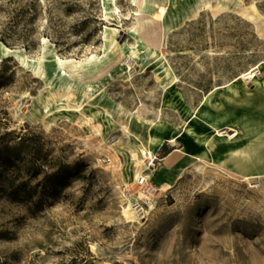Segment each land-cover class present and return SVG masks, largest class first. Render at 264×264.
Wrapping results in <instances>:
<instances>
[{"label":"rangeland","instance_id":"1","mask_svg":"<svg viewBox=\"0 0 264 264\" xmlns=\"http://www.w3.org/2000/svg\"><path fill=\"white\" fill-rule=\"evenodd\" d=\"M112 1L0 0V43L73 84L0 59V264H264V0H158L153 61L128 36L158 1ZM64 94L82 116L45 115ZM132 114L176 137L155 169Z\"/></svg>","mask_w":264,"mask_h":264},{"label":"bare ground","instance_id":"2","mask_svg":"<svg viewBox=\"0 0 264 264\" xmlns=\"http://www.w3.org/2000/svg\"><path fill=\"white\" fill-rule=\"evenodd\" d=\"M140 1V0H139ZM153 0H141V2H149ZM158 0H156L157 2ZM102 6L105 10V13L108 17H110L111 13L109 11V5L117 9L116 5L112 0H101ZM109 3V5H108ZM165 14V6L164 2L158 1L156 12L151 14L150 16L137 17L136 25L131 30L128 39H133L134 43L129 47L130 51L133 52L135 56H141L143 59H148L149 61H153L157 58L158 50L153 47V42L151 39V35L154 33V25L158 24L163 18ZM109 34L115 35V29H107ZM106 47L108 46L107 41L105 42ZM12 56L20 62L25 68L31 71L34 75L39 76L45 82V86H53L60 88H71L72 82L69 81L66 72L62 69L61 65L63 62L59 59H48L45 54H42L38 57H30L25 54H22L20 50L10 49L3 44L0 43V59L2 57ZM165 75L168 76L169 72L165 70ZM111 75H108L107 78L102 79L99 83H95L91 88L88 89L89 94H96L102 85L107 82V79L110 78ZM83 104H72L69 96L66 94L62 95L56 102L46 103L44 106V113L46 116L52 115V113L58 112H71L74 115L82 116L83 114ZM218 112V111H217ZM129 114L131 112H128ZM132 117L138 123H145L147 125V136H146V145H144L141 141L138 142V149L141 153L147 154L152 153L155 148L163 142L167 137V132H165V128L160 122L156 120H146L143 117L136 115ZM243 119V118H242ZM223 121L225 119H222ZM84 122L91 123V117L86 116ZM218 120L213 121L211 125H217ZM220 123V122H219ZM125 128V141H130L132 139H138V137L134 134V132L127 130V126L123 125ZM169 141H175L176 137L169 138ZM133 157L136 156V153H132ZM129 208H125L123 210L124 214H127Z\"/></svg>","mask_w":264,"mask_h":264},{"label":"built area","instance_id":"3","mask_svg":"<svg viewBox=\"0 0 264 264\" xmlns=\"http://www.w3.org/2000/svg\"><path fill=\"white\" fill-rule=\"evenodd\" d=\"M145 159H148V164H147V168L150 169H155V167L158 165V158L156 155H152L151 153H147L145 156H144ZM137 185H139L142 189L146 190L143 191L144 193L148 194L150 193L149 192V185H148V179L146 177V175L144 176H140L137 178ZM147 197V196H146ZM146 204V202H145Z\"/></svg>","mask_w":264,"mask_h":264},{"label":"trees","instance_id":"4","mask_svg":"<svg viewBox=\"0 0 264 264\" xmlns=\"http://www.w3.org/2000/svg\"><path fill=\"white\" fill-rule=\"evenodd\" d=\"M0 159H3V157H0Z\"/></svg>","mask_w":264,"mask_h":264}]
</instances>
